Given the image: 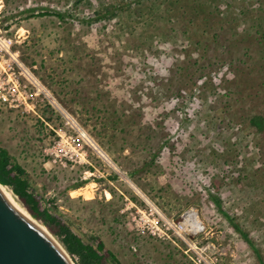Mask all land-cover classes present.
<instances>
[{
    "label": "rangeland",
    "instance_id": "374dc122",
    "mask_svg": "<svg viewBox=\"0 0 264 264\" xmlns=\"http://www.w3.org/2000/svg\"><path fill=\"white\" fill-rule=\"evenodd\" d=\"M0 88V148L108 264H264V0H0Z\"/></svg>",
    "mask_w": 264,
    "mask_h": 264
},
{
    "label": "water",
    "instance_id": "95a60500",
    "mask_svg": "<svg viewBox=\"0 0 264 264\" xmlns=\"http://www.w3.org/2000/svg\"><path fill=\"white\" fill-rule=\"evenodd\" d=\"M0 264H75L1 189Z\"/></svg>",
    "mask_w": 264,
    "mask_h": 264
},
{
    "label": "trees",
    "instance_id": "16d2710c",
    "mask_svg": "<svg viewBox=\"0 0 264 264\" xmlns=\"http://www.w3.org/2000/svg\"><path fill=\"white\" fill-rule=\"evenodd\" d=\"M252 122L258 128L264 124L259 118L252 119ZM0 184L9 188L13 195L23 202L32 218L40 221L62 243L75 264H108V259L115 263L112 253L107 252V257L103 255L105 249L102 244H97L95 247L84 243L67 224L50 212L41 210L26 169L3 148H0ZM84 184L83 182L74 189L81 188Z\"/></svg>",
    "mask_w": 264,
    "mask_h": 264
},
{
    "label": "built area",
    "instance_id": "2783aa9c",
    "mask_svg": "<svg viewBox=\"0 0 264 264\" xmlns=\"http://www.w3.org/2000/svg\"><path fill=\"white\" fill-rule=\"evenodd\" d=\"M8 83H10V85H7V90L11 96H14L13 91H16L18 88L21 89V85L16 82L13 83L10 76L8 77L7 84ZM24 89L25 88H23V90ZM21 92L25 93L24 91ZM0 99L4 100V98L1 97V88ZM70 139L73 143L79 141L72 138ZM58 147H60L61 151H63V146L61 147V140L60 143H58ZM64 157H66V155H64ZM154 216H157L160 219H154ZM150 217H152V219ZM132 222L134 223V229L136 232L150 233L153 236H159V233L165 236L171 233L198 234L203 231L202 221L196 215L190 213L186 214L182 221L176 223L167 219H163L156 211H153L152 209L149 210V212L138 211L136 216L132 217ZM161 222L162 224L160 226L159 223Z\"/></svg>",
    "mask_w": 264,
    "mask_h": 264
},
{
    "label": "bare ground",
    "instance_id": "6f19581e",
    "mask_svg": "<svg viewBox=\"0 0 264 264\" xmlns=\"http://www.w3.org/2000/svg\"><path fill=\"white\" fill-rule=\"evenodd\" d=\"M1 189H2V191L34 222V223H36L42 230H44L51 238L53 237V236H51L50 234H49V232L46 230V228H44L43 226H41L38 222H36L24 209H22L20 206H19V204H18V202L16 201V199H15V197L13 196V194L10 192V190H8L7 189V187L6 188H4V187H1ZM92 190V189H91ZM108 194V193H107ZM109 195V194H108ZM107 198H109V197H107ZM53 239V238H52ZM54 240V239H53ZM55 241V240H54ZM56 242V241H55ZM57 243V242H56ZM57 245H58V243H57Z\"/></svg>",
    "mask_w": 264,
    "mask_h": 264
}]
</instances>
